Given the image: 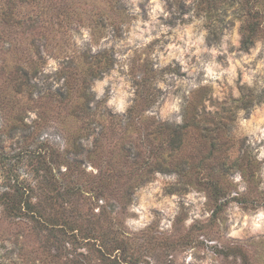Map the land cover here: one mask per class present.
<instances>
[{
    "label": "rangeland",
    "instance_id": "374dc122",
    "mask_svg": "<svg viewBox=\"0 0 264 264\" xmlns=\"http://www.w3.org/2000/svg\"><path fill=\"white\" fill-rule=\"evenodd\" d=\"M253 1L0 0V264H264Z\"/></svg>",
    "mask_w": 264,
    "mask_h": 264
},
{
    "label": "trees",
    "instance_id": "16d2710c",
    "mask_svg": "<svg viewBox=\"0 0 264 264\" xmlns=\"http://www.w3.org/2000/svg\"><path fill=\"white\" fill-rule=\"evenodd\" d=\"M260 0H254V6L250 12H249V16L250 17H254V18H260V17H264V0L260 1V5L259 2ZM258 4V5H257ZM258 6V7H257ZM244 40H243V47L245 49H249L256 40H258L259 38L262 37L259 29H258V22L255 20L254 22H250L246 25H244ZM182 134V131H180V126H177L175 129H171L170 126V142L171 144L174 143L175 139H177L180 135Z\"/></svg>",
    "mask_w": 264,
    "mask_h": 264
},
{
    "label": "clouds",
    "instance_id": "9594fccd",
    "mask_svg": "<svg viewBox=\"0 0 264 264\" xmlns=\"http://www.w3.org/2000/svg\"><path fill=\"white\" fill-rule=\"evenodd\" d=\"M154 2H155V0H154ZM160 8H161V5H160L159 3H156V6H155V8L153 9V12H155L156 9H160ZM153 18H154V17H153ZM196 43L199 44L200 41H197ZM231 74H232L233 76L235 75L234 70L232 71ZM207 75H208V76H212V77H216V76H217V74H216L215 72L212 71V67H211V66H210V67L208 68V70H207ZM246 78H247V77H246ZM98 87H102V85H99ZM156 190L158 191V189H156ZM141 207H144V201H143V200L141 201ZM261 222H264V213H261L260 216H258V217H256V218L254 219V221H253L254 228H255V229H259V228L261 227Z\"/></svg>",
    "mask_w": 264,
    "mask_h": 264
}]
</instances>
